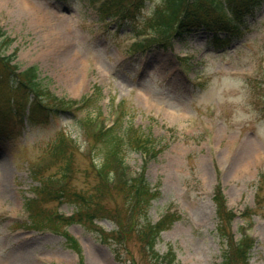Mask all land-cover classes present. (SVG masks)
Listing matches in <instances>:
<instances>
[{
  "label": "rangeland",
  "instance_id": "374dc122",
  "mask_svg": "<svg viewBox=\"0 0 264 264\" xmlns=\"http://www.w3.org/2000/svg\"><path fill=\"white\" fill-rule=\"evenodd\" d=\"M157 1H147L131 22L146 21ZM98 19L88 0H0V59L13 53L9 64L19 70L37 66L38 79L55 98L78 99L92 87L100 90L87 108L57 119L50 115L41 124L27 126L23 120L18 126L12 116L1 124L0 264H127L115 244H103L91 226L66 228L80 244L78 256L62 237L32 227L24 231L29 221L19 224L30 188L39 185L30 165L42 162L44 177L57 176L63 161L52 159L50 147L62 136L73 142L70 191L89 194L97 184L90 159L101 168L106 148L90 140L91 131L81 122L96 115L112 122L111 98L124 107L118 131L129 128L119 147L125 164L138 172L143 162L128 141H154L157 155L146 165L145 181L151 189L158 185L160 197L151 202L147 219L155 223L168 207L180 216L160 234L156 251L170 246L181 264L222 263L225 240L219 227L225 225L212 202L220 182L221 195L239 214L231 224L233 235L239 238V228L248 225L255 238L246 264H264V3L246 17L245 32L223 50L208 45L202 31L169 40L162 49L131 48L134 40L122 39L132 26L100 35ZM255 78L261 82H252ZM123 201L114 192L104 197L114 210ZM44 207L76 211L70 200ZM97 225L113 232L108 220ZM130 237L129 258L137 261V237Z\"/></svg>",
  "mask_w": 264,
  "mask_h": 264
},
{
  "label": "trees",
  "instance_id": "16d2710c",
  "mask_svg": "<svg viewBox=\"0 0 264 264\" xmlns=\"http://www.w3.org/2000/svg\"><path fill=\"white\" fill-rule=\"evenodd\" d=\"M147 1L149 0H105L99 11L100 19L102 20L106 16H118L117 22L119 28H122L125 24H129L132 26L130 30L132 35L143 34L154 35L156 37L147 40L144 45L158 42L164 46L171 36L184 38L190 33L202 29L211 34L208 44L213 46L214 49H225L228 47L231 37L240 36L241 29L245 26L246 17L264 3V0H158L154 3L151 9V16L146 21H140L138 25L130 23V19H134L137 14L139 15L144 10ZM220 33L227 34V36L220 39ZM142 43L139 42L137 45L140 46ZM9 60L10 58L8 57L0 59V112H2V107L10 104L11 100L17 102L21 96H29L31 92L37 97L43 98V96H46L47 99L50 98L48 92L42 88L38 81L36 67L29 66L17 72L18 67L16 65H9ZM56 102L62 108L68 105V103L61 100ZM84 103H87V99H84ZM19 106L20 110L24 111L25 106L22 104H19ZM30 111L32 117L43 113L37 106ZM39 117L36 116L33 119L31 116L30 118L28 116L27 119L31 123L32 119L33 121H37ZM89 121L92 120H87V122ZM3 122L4 119L0 118V129ZM118 125L117 120L115 127L106 130L99 128L90 137V140L94 144H103L106 148V156L102 167L105 177L102 181L97 182L89 195L71 192L68 188H62L59 191H56L57 188L50 190L49 185H55L56 179H43L39 175L41 181L36 190L45 193L46 199L50 196L49 199L54 198V200L60 202L66 198H71L77 203L76 213L71 218L64 219L61 216L55 215L56 218L52 219L49 214L41 210L39 205L36 203L31 204L33 201L26 202V207L34 210L35 220H33V223L37 227L49 226L61 229L73 223L93 226L95 221L106 216L104 214L108 211L103 203L104 197L111 192L123 194V204L126 210H130L131 213L134 210L139 211L143 216L136 230L139 236L138 241L142 242L141 247L149 252L151 256L158 257L154 252L155 240L162 231L170 228L172 223L178 219V216L167 212L155 223H151L144 217L151 200L158 198L160 192L157 189L151 190L142 178L133 180V183H129L130 185L126 183L122 186L112 185L120 178L124 179L128 170L119 147L123 142H126V137L130 136L129 128L124 129L121 127L124 134L123 137H120L119 132L121 128L118 131ZM64 139L65 137L62 136L58 139V143L52 147L54 159H65L60 177L62 175L66 177L67 174L71 176L72 168L71 152H68L71 148L66 144L67 142ZM69 142L73 143L71 140ZM127 143L131 147L135 146V149H142L149 156H155L156 152L153 151L154 141L150 137H135ZM213 201L218 215L224 222L225 227L220 226L219 228L221 235L225 236L223 231L227 232L226 228L228 226L226 224H229L233 215L229 211H225L223 196L218 190H216ZM124 216L118 214V221L123 219ZM62 233L65 234L67 241L73 242L74 248H77L75 240L66 231ZM112 237L118 240V237L115 235ZM251 246L252 242L248 238L241 239L236 245H233L231 238H229L223 264H246L247 251ZM162 259L167 264H176L174 263V253L170 248Z\"/></svg>",
  "mask_w": 264,
  "mask_h": 264
},
{
  "label": "bare ground",
  "instance_id": "6f19581e",
  "mask_svg": "<svg viewBox=\"0 0 264 264\" xmlns=\"http://www.w3.org/2000/svg\"><path fill=\"white\" fill-rule=\"evenodd\" d=\"M67 60V59H66ZM68 61H71V60H68ZM75 63H76V61H74ZM77 64V66L79 67L80 66V62H78V63H76ZM75 84H73V86H74Z\"/></svg>",
  "mask_w": 264,
  "mask_h": 264
}]
</instances>
